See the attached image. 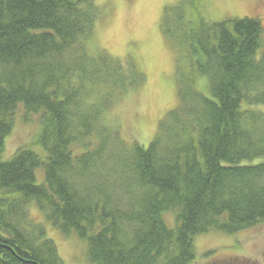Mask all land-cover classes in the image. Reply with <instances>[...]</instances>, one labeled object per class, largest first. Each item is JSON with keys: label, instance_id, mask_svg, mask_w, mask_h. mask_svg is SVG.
I'll return each instance as SVG.
<instances>
[{"label": "trees", "instance_id": "1", "mask_svg": "<svg viewBox=\"0 0 264 264\" xmlns=\"http://www.w3.org/2000/svg\"><path fill=\"white\" fill-rule=\"evenodd\" d=\"M96 1L0 0V264H63L33 205L89 264H192L196 238L264 223L262 21L179 17L194 75L148 148L127 146L97 99L115 69L88 53ZM20 107L39 117L44 154L2 161Z\"/></svg>", "mask_w": 264, "mask_h": 264}, {"label": "rangeland", "instance_id": "2", "mask_svg": "<svg viewBox=\"0 0 264 264\" xmlns=\"http://www.w3.org/2000/svg\"><path fill=\"white\" fill-rule=\"evenodd\" d=\"M96 4L101 15L87 43L88 53L92 58L107 55L114 62L108 69H115L114 79L105 78L108 83L103 80L96 86L97 99L107 92L105 125L127 146L138 143L148 148L167 114L180 104L179 82L194 75V59L181 39L179 17L193 14L196 7L207 23L254 18L264 25V0H97ZM40 132L39 117L20 107L2 161L23 147L44 154L36 142ZM38 174L40 183L43 175ZM29 215L56 244L63 264H89L83 241L61 235L34 205ZM166 219L174 227L173 215ZM194 245L197 257L192 264H264V223L234 235L211 232L196 238Z\"/></svg>", "mask_w": 264, "mask_h": 264}]
</instances>
